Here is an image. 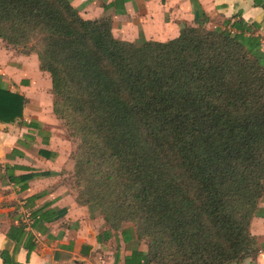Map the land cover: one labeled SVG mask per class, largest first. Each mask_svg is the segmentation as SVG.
<instances>
[{"label": "trees", "instance_id": "trees-1", "mask_svg": "<svg viewBox=\"0 0 264 264\" xmlns=\"http://www.w3.org/2000/svg\"><path fill=\"white\" fill-rule=\"evenodd\" d=\"M204 23L136 45L70 0H0V41L37 56L53 114L78 143L77 203L112 230L131 223L144 264L259 253L249 227L264 197L261 38L242 19ZM26 103L0 87V123L21 120Z\"/></svg>", "mask_w": 264, "mask_h": 264}, {"label": "crops", "instance_id": "crops-1", "mask_svg": "<svg viewBox=\"0 0 264 264\" xmlns=\"http://www.w3.org/2000/svg\"><path fill=\"white\" fill-rule=\"evenodd\" d=\"M70 2L85 20L110 18L113 36L136 45L167 42L184 26L205 19L207 29L242 19L257 26L252 30L260 36L264 52V0ZM3 60L0 48V87L23 95L27 103L21 120L0 123V264H144L147 246L137 239L131 223L112 230L95 210L77 203L76 191L68 184L73 161L53 137L52 123H45L41 111L29 106V79L14 75ZM33 76L34 82L38 76ZM23 176H30L26 183L10 180ZM21 206L29 211V228L20 222ZM249 230L259 253L240 264H264V197Z\"/></svg>", "mask_w": 264, "mask_h": 264}, {"label": "rangeland", "instance_id": "rangeland-1", "mask_svg": "<svg viewBox=\"0 0 264 264\" xmlns=\"http://www.w3.org/2000/svg\"><path fill=\"white\" fill-rule=\"evenodd\" d=\"M0 48L5 55V60H3L4 65L12 69L14 75L19 73L20 75H23L25 78L29 79L28 82L30 83L28 88H26V91L30 92L32 97L29 102V106L41 111V119L45 123H52L53 137L56 138L59 145H61L62 149H64L69 154V158L72 160V155L75 152L78 143L73 137L70 136L64 124L59 121L52 112L53 97L51 95L52 85L49 74L39 70V62L35 54L32 53L29 55H24L19 51V49L7 47L1 41ZM33 74L38 76V79H35L34 82L30 79L32 77L35 78ZM11 79L10 85L18 88V86ZM68 184L77 193L78 189L75 186L74 177L72 175L68 178ZM95 213L99 215L98 211H95Z\"/></svg>", "mask_w": 264, "mask_h": 264}, {"label": "built area", "instance_id": "built-area-1", "mask_svg": "<svg viewBox=\"0 0 264 264\" xmlns=\"http://www.w3.org/2000/svg\"><path fill=\"white\" fill-rule=\"evenodd\" d=\"M21 207L22 208L20 210V222L24 225L25 228H29L32 222L29 211L23 208V206Z\"/></svg>", "mask_w": 264, "mask_h": 264}]
</instances>
